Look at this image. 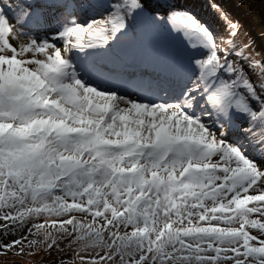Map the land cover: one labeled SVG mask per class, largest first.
Instances as JSON below:
<instances>
[{
	"label": "snow or ice",
	"instance_id": "obj_1",
	"mask_svg": "<svg viewBox=\"0 0 264 264\" xmlns=\"http://www.w3.org/2000/svg\"><path fill=\"white\" fill-rule=\"evenodd\" d=\"M188 3L0 0V264H264V57Z\"/></svg>",
	"mask_w": 264,
	"mask_h": 264
},
{
	"label": "rangeland",
	"instance_id": "obj_2",
	"mask_svg": "<svg viewBox=\"0 0 264 264\" xmlns=\"http://www.w3.org/2000/svg\"><path fill=\"white\" fill-rule=\"evenodd\" d=\"M212 3L220 4L230 19L239 22L237 43L251 39L256 52L260 53L255 58L264 57V3L260 0H189L190 10L213 31H223L224 25L218 13L211 8ZM246 52L252 53L253 49L249 48Z\"/></svg>",
	"mask_w": 264,
	"mask_h": 264
}]
</instances>
